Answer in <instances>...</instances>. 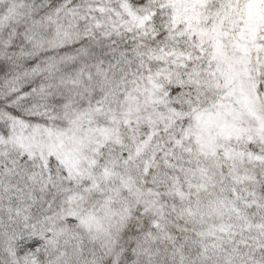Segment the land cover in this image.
I'll return each instance as SVG.
<instances>
[{
    "label": "snow or ice",
    "instance_id": "6c2138e0",
    "mask_svg": "<svg viewBox=\"0 0 264 264\" xmlns=\"http://www.w3.org/2000/svg\"><path fill=\"white\" fill-rule=\"evenodd\" d=\"M0 264H264V0H0Z\"/></svg>",
    "mask_w": 264,
    "mask_h": 264
}]
</instances>
